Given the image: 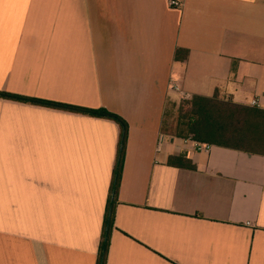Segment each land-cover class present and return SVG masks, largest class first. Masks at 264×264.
<instances>
[{
    "label": "crops",
    "instance_id": "0c3cea01",
    "mask_svg": "<svg viewBox=\"0 0 264 264\" xmlns=\"http://www.w3.org/2000/svg\"><path fill=\"white\" fill-rule=\"evenodd\" d=\"M0 91L127 123L106 264H264V155L164 131L194 95L264 105V0H0ZM119 139L0 98V264L98 263Z\"/></svg>",
    "mask_w": 264,
    "mask_h": 264
},
{
    "label": "trees",
    "instance_id": "16d2710c",
    "mask_svg": "<svg viewBox=\"0 0 264 264\" xmlns=\"http://www.w3.org/2000/svg\"><path fill=\"white\" fill-rule=\"evenodd\" d=\"M178 57L179 52L176 53V58ZM0 98L108 118L119 125L118 159L111 183L110 200L102 229L97 263L106 264L110 231L114 218L115 195L113 194L118 190L125 155L127 123L119 115L108 112L105 109H88L19 96L4 91H0ZM164 131L181 138H191L200 143L264 155V111L240 105L230 100L220 99L217 94L213 97L194 95L190 99L182 100L177 106V125L175 129L169 130L165 121ZM179 160L189 162L188 166L192 168L190 161L182 157Z\"/></svg>",
    "mask_w": 264,
    "mask_h": 264
},
{
    "label": "built area",
    "instance_id": "2783aa9c",
    "mask_svg": "<svg viewBox=\"0 0 264 264\" xmlns=\"http://www.w3.org/2000/svg\"><path fill=\"white\" fill-rule=\"evenodd\" d=\"M182 2H183V0H168V3L170 5V7H172V8H180L182 6ZM172 88L178 90V86H176V85H173ZM251 106L253 108H256V109L264 110V105L262 104V102H261V100L259 98L253 99L251 101ZM162 141H163V137H160V144L162 143ZM195 144H196L198 149H204L206 151L211 146L210 144L200 143V142H197V141H196Z\"/></svg>",
    "mask_w": 264,
    "mask_h": 264
},
{
    "label": "rangeland",
    "instance_id": "374dc122",
    "mask_svg": "<svg viewBox=\"0 0 264 264\" xmlns=\"http://www.w3.org/2000/svg\"><path fill=\"white\" fill-rule=\"evenodd\" d=\"M167 117H166V127L169 130H174L177 125V108L172 109L168 108Z\"/></svg>",
    "mask_w": 264,
    "mask_h": 264
}]
</instances>
